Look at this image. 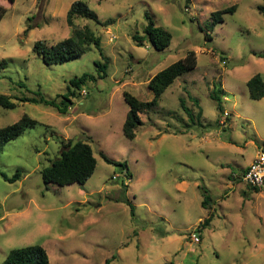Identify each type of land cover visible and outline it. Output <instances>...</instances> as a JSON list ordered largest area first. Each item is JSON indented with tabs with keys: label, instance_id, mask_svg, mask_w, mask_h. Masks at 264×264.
<instances>
[{
	"label": "rangeland",
	"instance_id": "1",
	"mask_svg": "<svg viewBox=\"0 0 264 264\" xmlns=\"http://www.w3.org/2000/svg\"><path fill=\"white\" fill-rule=\"evenodd\" d=\"M74 1L0 0L8 8L0 94L17 103L0 106V127L25 114L39 122L0 154V264L28 245L43 246L52 264H264V187L255 191L233 175L264 148V98L251 99L247 87L255 74L264 80V58L255 55L264 53V0H83L99 20L77 16L76 29L91 28L101 50L87 44L77 58L46 64L35 43L73 35L67 10ZM231 6L235 12L214 23L213 13ZM147 15L172 33L165 50L133 40ZM189 51L197 66L140 114L142 126L127 138L124 92L152 100L151 78ZM97 61L107 63L104 78ZM83 74L96 80L82 86L88 95L76 90L66 113L19 101L39 95L61 103L70 79ZM79 139L93 148L94 174L84 184L47 188L42 169ZM17 170L14 183L3 176Z\"/></svg>",
	"mask_w": 264,
	"mask_h": 264
},
{
	"label": "trees",
	"instance_id": "2",
	"mask_svg": "<svg viewBox=\"0 0 264 264\" xmlns=\"http://www.w3.org/2000/svg\"><path fill=\"white\" fill-rule=\"evenodd\" d=\"M10 3H14L15 0H8ZM236 6L227 7L215 11L213 13L214 23L223 21V15L225 13H234ZM260 12L264 13V6L258 5ZM8 8L0 3V22L7 13ZM77 16L92 19L98 21L97 13L92 10L85 1H74L67 11V22L73 27V35L63 38L56 44L48 46L43 40H38L35 43L34 51L42 56V60L46 64H61L65 61L77 58L86 52L87 44H94L99 50H101V38L88 26L83 29H76L75 19ZM148 24L144 28V34L141 35L136 32L133 35V40L137 43L148 41L155 49L165 50L172 42L173 35L170 31L162 26H157L153 18L148 16ZM258 57L264 58V53H255ZM5 61H1L3 64ZM99 70L100 78H104L107 75V63L96 62ZM197 66V56L194 51H189L185 57L172 63L166 68L159 71L149 81V88L153 91L154 96L152 100H140L131 93L125 91L124 98L129 104L130 109L128 111L126 120L123 125L124 135L129 139H134L139 127L142 126L143 120L141 113L150 110L159 104L161 95L168 89L174 81L183 75L184 73L193 70ZM89 79L96 80L94 75L83 74L80 77H73L70 79V84L73 89H69L64 95V99L61 103H57L55 100H48L43 96L29 97L22 96L19 98L20 102H32V103H44L46 105L53 106L61 113H66L71 108L72 99L77 95L76 90L83 89L82 86ZM247 87L249 96L253 100H260L264 98V80L260 74L253 75L247 81ZM211 97L219 102V108H221L222 98L219 96L218 91H213ZM198 103V102H197ZM17 105L16 102L11 100L7 95L0 94V106L8 109H13ZM199 115H202V111H199ZM38 120L25 114L20 120L0 127V154L2 153L5 145L12 140L18 138L26 129L34 127L38 124ZM102 157L108 163L114 161L109 158L105 153H101ZM97 166V159L94 155L91 144L86 140H69L64 148L61 150L59 156L51 162L50 165L44 167L41 171L43 181L46 187L50 184H58L61 186L69 185L72 183H86L88 179L94 174ZM246 168L235 174L237 179L243 181V176ZM6 180L14 183L21 179L22 172L17 170L16 173L9 177L3 174ZM244 182V181H243ZM248 185V184H247ZM255 191H260L263 187L250 186ZM126 202L131 205L132 212H134V206L126 199ZM211 202L210 196H205L203 204L208 205ZM212 220V216L208 217L204 224H208ZM200 229H198L199 231ZM110 260H107L105 264H109ZM2 264H52L50 262L47 250L41 245H28L24 247L12 249Z\"/></svg>",
	"mask_w": 264,
	"mask_h": 264
},
{
	"label": "built area",
	"instance_id": "3",
	"mask_svg": "<svg viewBox=\"0 0 264 264\" xmlns=\"http://www.w3.org/2000/svg\"><path fill=\"white\" fill-rule=\"evenodd\" d=\"M81 95H88V91L83 88L80 90ZM225 116H228V113H224ZM243 181L250 185L256 187H264V148L258 151L255 159L248 165L243 176ZM194 241L199 242L200 239L198 236H194Z\"/></svg>",
	"mask_w": 264,
	"mask_h": 264
},
{
	"label": "crops",
	"instance_id": "4",
	"mask_svg": "<svg viewBox=\"0 0 264 264\" xmlns=\"http://www.w3.org/2000/svg\"><path fill=\"white\" fill-rule=\"evenodd\" d=\"M68 9H69V8H68ZM67 11H68V10H67ZM254 159H255V158H254ZM254 159H253V160H254ZM253 160H252V161H253ZM250 163H251V162H250ZM250 163H249V164H250ZM249 164L245 165V166H246L245 168H247ZM233 175H235V174H233ZM233 178H234V177H233Z\"/></svg>",
	"mask_w": 264,
	"mask_h": 264
},
{
	"label": "clouds",
	"instance_id": "5",
	"mask_svg": "<svg viewBox=\"0 0 264 264\" xmlns=\"http://www.w3.org/2000/svg\"><path fill=\"white\" fill-rule=\"evenodd\" d=\"M71 109V108H70Z\"/></svg>",
	"mask_w": 264,
	"mask_h": 264
}]
</instances>
